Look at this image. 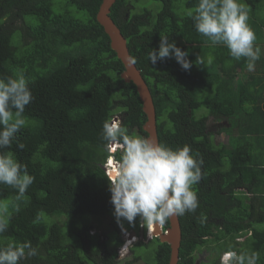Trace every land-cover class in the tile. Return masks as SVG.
<instances>
[{"label": "trees", "instance_id": "1", "mask_svg": "<svg viewBox=\"0 0 264 264\" xmlns=\"http://www.w3.org/2000/svg\"><path fill=\"white\" fill-rule=\"evenodd\" d=\"M140 1L117 0L111 17L152 93L159 143L189 145L203 160L202 179L193 186L199 207L179 216L178 264H198L202 250L214 252L212 264L233 250L257 252V264H264V0H245L254 47L261 49L252 70L247 58H233L225 45L196 31L188 13L195 14L199 0H153L159 6L135 11ZM102 2L0 0V77L23 71L33 96L24 111L26 126L3 151H12L35 180L18 200L16 189L0 184V200L11 205L0 246L30 241L38 249L19 264H117L120 227H140L138 216L134 223L114 224L107 239L91 233L101 218L116 219L103 168L110 155L104 123L120 113L130 135L148 136L137 87L121 76L125 66L97 19ZM162 35L188 53L190 70L174 57L151 63L149 53L159 49ZM198 56L204 65L196 64ZM210 117L227 119L231 128L221 132L230 135L228 145L214 142ZM114 155L118 159L120 150ZM132 251L126 264H169L171 256L170 244L160 238Z\"/></svg>", "mask_w": 264, "mask_h": 264}, {"label": "clouds", "instance_id": "2", "mask_svg": "<svg viewBox=\"0 0 264 264\" xmlns=\"http://www.w3.org/2000/svg\"><path fill=\"white\" fill-rule=\"evenodd\" d=\"M249 12L242 0H199L195 14L189 12L188 15L192 16L199 34L213 45H225L235 59L247 58V67L252 70L261 49L258 45L254 47L257 37L248 23ZM187 56L174 40L170 42L162 35L159 49L150 52L148 58L155 64L158 60L174 57L184 70H190L192 62ZM195 62L201 66L205 64L199 56ZM212 62L213 57L209 56L207 64ZM32 99L23 71H18L15 77H0V184L16 189L17 200L26 194L35 176L12 151L3 149L10 148L15 134L26 126L24 111ZM102 139L105 151L110 153L103 168L109 176L111 202L118 224L122 226L124 220L134 223L139 216L146 226L152 224L148 230L152 238L153 224L162 226L170 218L197 210L199 201L193 186L202 179L203 160L192 154L189 145L173 149L148 137L130 135L121 125V118L120 123L115 119L104 123ZM113 145L120 148L118 159L114 155L118 150L115 151ZM17 146L26 147L23 142H18ZM10 207L9 202L0 200V235L9 227ZM131 243L126 241L120 252L128 249ZM37 253L38 249L30 241H9L6 246H0V264H19L26 255ZM258 259L257 252L233 250L222 255L221 264H257Z\"/></svg>", "mask_w": 264, "mask_h": 264}, {"label": "water", "instance_id": "3", "mask_svg": "<svg viewBox=\"0 0 264 264\" xmlns=\"http://www.w3.org/2000/svg\"><path fill=\"white\" fill-rule=\"evenodd\" d=\"M116 1L117 0H103L97 14V19L104 27L105 32L109 35L112 48L116 51L118 57L122 60L125 66V70L122 72L121 76L127 82L132 81L137 87L138 93L143 102V110L147 116V121L143 127L148 133L147 137L159 143L157 113L152 93L140 69L137 67L130 54L126 37L122 34L120 28L111 17V10ZM169 220L170 226L167 232L160 234V239L162 242H168L170 244L171 256L169 264H178L182 242L181 223L179 216L170 218Z\"/></svg>", "mask_w": 264, "mask_h": 264}, {"label": "rangeland", "instance_id": "4", "mask_svg": "<svg viewBox=\"0 0 264 264\" xmlns=\"http://www.w3.org/2000/svg\"><path fill=\"white\" fill-rule=\"evenodd\" d=\"M242 2L247 4V2L245 0H242ZM152 5L159 6V3L156 2V1H153V0H141L139 5H138V8H135V11H140L142 6H147L149 8H153ZM250 8H251V6H250ZM250 14H251V9H250L249 15ZM260 14L261 15L264 14V7L260 11ZM120 118H121L120 117V113H117L116 115L113 116L112 120L115 119V120H117L120 123ZM229 127H230V125H229L227 119H225L224 117H223L222 120H216L214 117H210L209 120H208V130L213 133L212 137H213V140H214L215 143H225L227 145L229 144L230 135L225 133V132L224 133L221 132L222 128L223 129H227ZM237 129H238L237 127H234L232 129V132L233 133H237ZM113 149H115V151L120 150V148H116L115 145H113ZM108 160H110V158ZM105 167H106V169L109 168V167H107V164L105 165ZM112 220L113 219L111 218L110 215L101 218L98 221V222H101V225L98 226V228H92L93 229L92 233L93 234L94 233H100L102 238L107 237V235H109L111 233V231L115 229L110 223ZM262 226H263L262 224H258L259 228H261ZM121 231H122V237L124 238V235L126 234L127 229H123L122 228ZM133 236H134L133 234L130 235V237H133ZM150 238L151 237H149V239ZM146 241H148V240L146 239ZM134 243H131L129 245L128 249L123 250L121 252L120 257H119L120 258V262L117 263V264H126V261L128 262L129 260L132 259L133 256H132V254L129 255L128 250H129L130 246L132 244H134ZM142 249H144V248H142ZM213 253L214 252L211 251V250L210 251L209 250L208 251L207 250H202L199 253L197 252L198 264H201L203 262L205 264H212V261L210 262L209 260H211V257L214 256ZM208 262H210V263H208ZM131 264H146V263L143 260H140V261L132 262Z\"/></svg>", "mask_w": 264, "mask_h": 264}, {"label": "flooded vegetation", "instance_id": "5", "mask_svg": "<svg viewBox=\"0 0 264 264\" xmlns=\"http://www.w3.org/2000/svg\"><path fill=\"white\" fill-rule=\"evenodd\" d=\"M111 216V218L114 220V222H110L111 223V225L113 226L114 224H116V225H118V222L116 221V219L114 218V216L113 215H110ZM152 225V224H151ZM151 225H145L144 223H143V220H142V218H141V220H140V227L139 228H126V226H122V227H120V232H121V234H122V231H121V229L123 228V229H127V232H126V234L124 235V238H123V243L119 246V248H118V254H117V261H118V263L120 262V254H121V252H120V248L121 247H123L124 245H125V242L126 241H129V242H132V243H134V244H132L131 246H130V248H129V250H128V253H129V255H131L132 254V256H133V251H132V249H133V247L135 246V245H138L141 241H144V242H148V241H150V240H152V239H154V238H160V234L161 233H165L167 230H168V228H169V226H170V220H169V226H166V224H164V225H158V224H153V227H152V233L151 234H153V236H152V238H150L149 239V236H148V230H149V228L151 227ZM132 232H134V236L133 237H130V234L132 233ZM108 236L109 235H107V237H104V239H107L108 238ZM146 239L148 240V241H146ZM168 243V242H167ZM133 258V257H132ZM129 261H131V260H129Z\"/></svg>", "mask_w": 264, "mask_h": 264}, {"label": "bare ground", "instance_id": "6", "mask_svg": "<svg viewBox=\"0 0 264 264\" xmlns=\"http://www.w3.org/2000/svg\"><path fill=\"white\" fill-rule=\"evenodd\" d=\"M132 234L134 235V233H131L130 235H132Z\"/></svg>", "mask_w": 264, "mask_h": 264}, {"label": "crops", "instance_id": "7", "mask_svg": "<svg viewBox=\"0 0 264 264\" xmlns=\"http://www.w3.org/2000/svg\"><path fill=\"white\" fill-rule=\"evenodd\" d=\"M111 215V214H110ZM167 232V231H166Z\"/></svg>", "mask_w": 264, "mask_h": 264}]
</instances>
